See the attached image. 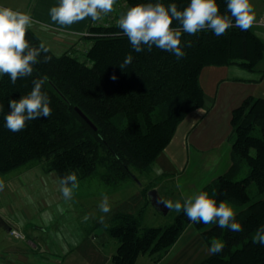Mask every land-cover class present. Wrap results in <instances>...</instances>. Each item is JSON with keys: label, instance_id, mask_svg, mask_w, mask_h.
<instances>
[{"label": "trees", "instance_id": "1", "mask_svg": "<svg viewBox=\"0 0 264 264\" xmlns=\"http://www.w3.org/2000/svg\"><path fill=\"white\" fill-rule=\"evenodd\" d=\"M121 1L127 9L148 2ZM160 2L165 6L175 3L182 10L189 0ZM217 4L221 14L230 16L227 0H217ZM232 19L233 26L220 36L210 29L183 32L173 20L172 26L182 32L181 46L186 53L180 59L156 46L148 50L145 45L142 52H136L118 21L109 27L90 24L85 30L88 35L77 37L76 46L61 54L44 44L31 27L26 33L30 45L43 43L48 51L41 53L31 75L18 77L15 83L7 73L0 76V175L23 166H39L54 172L58 181L75 172L78 181L98 170L101 182L115 187L136 179L134 172L148 173L185 116L203 106V68L235 65L253 72L262 58V39L251 28L242 31ZM45 55L51 57L47 62ZM128 55L132 61L125 65ZM45 76L42 90L50 97L51 115L26 121L18 132L6 128L8 101L26 95L32 81ZM230 125L231 164L201 191H207L217 204L223 201L235 207L242 231L194 223L175 208L171 223L144 226L145 209L151 204L147 192L155 188L149 181L141 190L145 204L137 212L119 211L107 223L92 225L93 229L104 228L118 242L112 256L115 264H134L140 254L157 262L189 224L208 247L216 240L224 244L220 253H210L199 264H264V245L253 242L257 229L264 226V97H245L233 108ZM252 185L253 194L249 191Z\"/></svg>", "mask_w": 264, "mask_h": 264}, {"label": "crops", "instance_id": "2", "mask_svg": "<svg viewBox=\"0 0 264 264\" xmlns=\"http://www.w3.org/2000/svg\"><path fill=\"white\" fill-rule=\"evenodd\" d=\"M252 2L257 19L264 12L261 10L262 0ZM57 3L58 0H0V5L30 12L32 28L41 40L52 39L63 43V39H68L75 42L76 34L85 31L92 18L86 17L71 25H59L49 15L50 8ZM250 28L264 42V26L252 25ZM66 33L74 36H67ZM231 68H238L235 70L239 71H231ZM200 83L204 92L203 106L185 116L149 172L140 174L147 183L152 181L158 193L171 203H182L186 197L201 191L228 170L231 164V112L249 95L264 97V51L253 72L243 73L235 65L207 66L201 71ZM31 173H34V177L40 176L43 181H32ZM50 176V172H45L39 166L27 167L17 175L5 178L0 184L1 190L6 186L11 192V196L7 195L9 198L6 195L0 197V204H4L0 206V220L8 225L6 237L0 243V264H115L112 256L118 242L104 228H81L78 224L73 227L68 223L63 228H48L47 222L51 216L45 211L49 209L43 211L40 204L46 202L35 195L43 193L51 184ZM143 186L129 180L115 186V189L121 190V194L126 192V196L132 195L127 196L129 198L125 205L117 208L119 210H111L108 214H103L95 206H91V210L88 208L93 215V223H107L119 211L137 212L145 204L141 192ZM8 191L4 190V193ZM125 198L119 196L121 200ZM150 205L146 206L144 215ZM37 220L40 221L39 226L34 227L32 222ZM10 229L21 232L24 238L11 236ZM209 254L205 240L189 224L157 262H153L147 254H140L134 264H199Z\"/></svg>", "mask_w": 264, "mask_h": 264}, {"label": "clouds", "instance_id": "3", "mask_svg": "<svg viewBox=\"0 0 264 264\" xmlns=\"http://www.w3.org/2000/svg\"><path fill=\"white\" fill-rule=\"evenodd\" d=\"M114 2L115 0H58V3L50 8L49 15L51 20L59 25H71L86 17L96 21L101 18L102 13L107 14L113 10ZM227 10L230 16L227 13L221 14L217 0H189L182 10H178L175 3L165 6L160 0H148L146 3L133 5L122 13L118 26L136 52H142L145 45L148 50L156 46L180 59L186 53L181 46L182 32L172 26L173 20L179 22L183 32L195 34L203 29H210L217 36L223 35L233 26L232 18L235 26L242 31L253 25L255 8L252 0H227ZM32 24L33 17L30 12L0 5V76L9 74L12 83H15L18 77L31 75L33 65L39 62L41 53L48 51L43 43L35 47L26 39V33ZM43 59L47 62L51 57L45 55ZM131 61L132 56L128 55L123 63L127 65ZM46 80V76L34 79L30 92L21 95L19 99L8 101L10 111L4 116L6 128L18 132L26 127V121L51 115L50 97L42 90ZM59 183L63 196L70 199L73 189L78 186L77 175L75 172L69 173L63 176ZM170 207H174L178 213L183 211L194 223H215L221 229L242 231V225L235 219L233 207L223 201L217 204L207 191L194 192L182 203L177 201ZM100 209L105 213L110 211L107 196L101 202ZM253 242L264 245V226L257 229ZM223 247L221 241H213L209 252L220 253Z\"/></svg>", "mask_w": 264, "mask_h": 264}, {"label": "rangeland", "instance_id": "4", "mask_svg": "<svg viewBox=\"0 0 264 264\" xmlns=\"http://www.w3.org/2000/svg\"><path fill=\"white\" fill-rule=\"evenodd\" d=\"M261 4H262L261 10L263 11L264 10L263 0ZM56 32L58 33V31ZM66 35L74 36V35H71L70 33H66ZM46 41L42 40V42L46 44L50 49H52L56 54H61L63 51L69 50L70 47L74 48V46H76V42L74 41L69 42L68 39H63V43L54 41L52 39L51 40L48 39V41L47 42ZM235 69H238V68H231V71H239ZM242 71L243 73L246 72V71L244 72V70ZM25 168L27 167L23 166L5 175H0V184L3 181H5V178L13 177L14 175H17L18 173L23 171ZM33 174L31 173L32 181H35V180L43 181L40 176L34 177ZM43 174L47 175V173H43ZM50 175H51L50 179H52L50 180L51 184H49L44 189L45 191H43V193L40 192L37 195H35L37 196L38 199H40V201L46 202V203L42 202V204H40L43 206V211H45V209H49L48 211H45V213L51 216V219H49V221L47 222L49 229L63 228L64 224L67 225V223L73 227H76V224L80 225L81 228H88L89 226L91 227L93 224V215L90 214L91 211L89 212L88 208L89 210H91L90 209L91 206H95L96 208L100 209V204L103 201L104 197L110 196L108 197V204L110 207L109 212H112L111 210H119L117 208H121L123 204L125 205L127 198H129L127 196L132 195V194H129L126 196L127 194L126 192L121 194V190L119 191L118 189H115L114 187L103 184L98 177V170H96L89 177L78 180V186L73 189V193H72V195L75 197L74 198L71 197L69 199L63 196V193L61 191V185L56 175L54 174V172H50ZM134 175L138 181L132 178L129 181H131L133 184H136L138 182L139 184L145 185L147 183V180L146 178H144V176L140 175L137 172H134ZM4 190L8 191L6 186H3L2 190L0 189V197L4 195L11 196V192L9 193L8 191L4 193ZM113 191H116V193H112ZM249 191L251 194H253L255 192V186L252 185V187L249 188ZM107 193H110V194L108 195ZM38 195L40 197H38ZM9 196L7 197L9 198ZM119 196H121V198H124V197L126 198L121 200L119 199ZM160 196L163 198L162 195ZM118 199L121 201H119ZM166 203L169 207L170 205H174V203H171L169 200H167ZM3 205L4 204H0L1 207H3ZM173 208L174 207H170L169 211L166 214H164V213L159 212L153 205H150L146 211V214L144 215L145 217L143 220V225L144 226H158V225H166V224L171 223L173 220V215H174ZM233 209H235V207H233ZM109 212L107 213L103 212V214H108ZM1 214L2 213H0V215ZM39 223H40L39 220L32 222L34 227L39 226ZM7 228H8V225L5 222H1L0 220V243H2L6 237L5 235L8 232Z\"/></svg>", "mask_w": 264, "mask_h": 264}, {"label": "built area", "instance_id": "5", "mask_svg": "<svg viewBox=\"0 0 264 264\" xmlns=\"http://www.w3.org/2000/svg\"><path fill=\"white\" fill-rule=\"evenodd\" d=\"M127 9L124 2L121 0H115L114 5H113V10L110 13L107 14H101V18L99 20L93 21L91 19L92 25H102L104 27H109L111 24L117 22L120 18V15L118 12H121L123 10ZM253 25L257 26H264V12L254 20ZM83 35H88L87 31H83L80 33L76 34V37L83 36ZM9 234L11 236L19 237V238H24V235L17 231L16 229H10Z\"/></svg>", "mask_w": 264, "mask_h": 264}, {"label": "water", "instance_id": "6", "mask_svg": "<svg viewBox=\"0 0 264 264\" xmlns=\"http://www.w3.org/2000/svg\"><path fill=\"white\" fill-rule=\"evenodd\" d=\"M76 112L85 122H87L93 129H95V126L85 116V114L81 112V110L76 108ZM147 195L151 205H153L159 212L166 214L169 211V206L167 205L166 201L159 195L158 191L155 188L150 189L147 192Z\"/></svg>", "mask_w": 264, "mask_h": 264}]
</instances>
